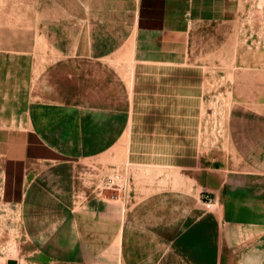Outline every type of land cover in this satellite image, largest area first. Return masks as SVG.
I'll use <instances>...</instances> for the list:
<instances>
[{"label":"crops","instance_id":"1","mask_svg":"<svg viewBox=\"0 0 264 264\" xmlns=\"http://www.w3.org/2000/svg\"><path fill=\"white\" fill-rule=\"evenodd\" d=\"M137 3L130 77L91 56L57 62L35 74L28 55L0 49V136L6 139L0 150L8 155L7 174H16L21 163L27 180L19 201L23 246L17 256L0 255V264L121 260L127 213L124 219L110 205L114 200L90 195L96 178L119 171L118 164L97 158H125L141 168L174 172L195 168L199 144L193 134L201 136L205 128L206 98L202 66L189 59L191 33L235 21L238 0ZM225 133L248 168L264 167V108L234 101ZM17 136L23 137L20 145ZM16 150L23 158H14ZM129 164L124 175L133 182ZM260 179L248 171L223 189L229 219L247 218L251 224L264 215ZM169 196L187 198L176 191Z\"/></svg>","mask_w":264,"mask_h":264},{"label":"rangeland","instance_id":"2","mask_svg":"<svg viewBox=\"0 0 264 264\" xmlns=\"http://www.w3.org/2000/svg\"><path fill=\"white\" fill-rule=\"evenodd\" d=\"M137 2L0 0V49L28 55L35 74L57 62L91 56L130 77ZM238 5L235 21L191 33L189 59L202 66L206 98L205 130L193 134L199 144L193 152L195 168L174 172L130 165L125 158H97L118 164L123 179L129 164L134 177L133 182L125 179L124 194L106 192L115 196L110 205L128 218L121 260L111 264H264V215L251 224L247 218L232 221L221 198L223 189L248 171L261 177L264 186V167L248 168L225 133L234 101L264 108V0H238ZM22 140L17 136L18 145ZM21 154L16 150L13 156ZM7 158L0 150V255L17 256L24 240L19 201L27 180L21 163L16 174H7ZM174 191L187 198L170 197ZM113 253L118 254L114 245Z\"/></svg>","mask_w":264,"mask_h":264},{"label":"built area","instance_id":"3","mask_svg":"<svg viewBox=\"0 0 264 264\" xmlns=\"http://www.w3.org/2000/svg\"><path fill=\"white\" fill-rule=\"evenodd\" d=\"M96 179L90 191L91 196H95L101 200H111L115 199V196H108L106 192H124L125 179L117 171L112 175L98 177Z\"/></svg>","mask_w":264,"mask_h":264}]
</instances>
